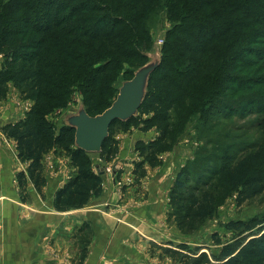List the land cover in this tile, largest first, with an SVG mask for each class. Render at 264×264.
Returning a JSON list of instances; mask_svg holds the SVG:
<instances>
[{"label": "trees", "instance_id": "obj_1", "mask_svg": "<svg viewBox=\"0 0 264 264\" xmlns=\"http://www.w3.org/2000/svg\"><path fill=\"white\" fill-rule=\"evenodd\" d=\"M160 19L170 28L136 116L114 121L99 153L78 149L74 128L64 121L56 127L48 117L66 111L76 94L91 117L109 108L120 76L129 81L150 61ZM0 57V101L13 87L32 103L21 119L0 127L27 165L17 174L21 201L27 200L21 189L28 182L44 197L43 159L54 152L69 155L75 171L51 207L68 212L87 206L103 192L102 175L89 156L110 163L118 154L115 130L129 127L145 135L134 144L138 186L193 119L219 139L207 141L212 154H196L176 174L168 191V222L192 235L214 218L218 201L236 193L241 207L264 194V0H0ZM252 115L259 116L260 140L237 146L243 138L231 136L236 130L230 129L234 142L221 154L224 123ZM226 228L249 237L240 246L216 239L218 249L211 250L187 243L149 247L175 264H264V213ZM92 237L89 222L74 231L76 264H83Z\"/></svg>", "mask_w": 264, "mask_h": 264}, {"label": "crops", "instance_id": "obj_2", "mask_svg": "<svg viewBox=\"0 0 264 264\" xmlns=\"http://www.w3.org/2000/svg\"><path fill=\"white\" fill-rule=\"evenodd\" d=\"M12 90L0 107V126L24 116L11 100ZM138 135L145 139L142 133ZM4 141L0 133V264H74L78 242L71 237L85 222L90 223L93 237L83 264H158L156 257L149 255V243L170 242L169 234L175 233L176 228L168 227L165 218L168 191L178 170L174 165L177 153L170 162L164 154L161 165L147 168L146 176L135 186L130 176L135 139H125L119 142L118 154L110 163L95 164L103 179L102 195L82 209L56 212L51 200L63 181L46 176L43 199L28 182L29 202H22L17 174L27 165L17 159L14 141L9 140L14 149ZM118 167L122 175L128 174L121 186L116 182ZM165 264L171 263L165 260Z\"/></svg>", "mask_w": 264, "mask_h": 264}, {"label": "rangeland", "instance_id": "obj_3", "mask_svg": "<svg viewBox=\"0 0 264 264\" xmlns=\"http://www.w3.org/2000/svg\"><path fill=\"white\" fill-rule=\"evenodd\" d=\"M169 28H170L169 23H166L164 19H160V22L156 21V23H154V29H155L153 33L154 49L150 52V61H149L150 63H153L156 60H158L160 49L164 44L165 33H166L165 31ZM0 61H1V57H0ZM123 77H124L123 75L120 76L118 81H116L115 86L117 88L121 87L123 83L122 79H124ZM9 92L6 98L3 101H0V107L6 102V100H8L7 98L9 96ZM11 100L15 102L16 110L18 111V113L20 111V113L22 114L23 112L25 113L26 110H28L32 105L30 101L20 98L18 92L14 88L12 90ZM80 101H81L80 95L76 94L74 101L69 105V108L66 111H64L62 114H60L59 111H55L48 117V120H50L52 123H55L56 127H58L63 121H65L66 118H68L71 115L77 114L78 110L81 108ZM22 117H20V119ZM258 120H259V116L252 115L248 119H234V120L232 119L231 121L225 122L223 126L224 130L221 133L222 143H221L220 153L221 154L225 153L226 148L230 145V143L234 142L233 139L229 138L228 130L230 129L236 130V132L232 131L231 136L236 135V138L240 136H242L243 138L242 141L236 142L237 146L242 147L244 146V144L250 145V143H254L257 140L259 141L261 134L255 128ZM197 123L198 121L193 119L192 123H190V125H188V127L185 128L183 134L179 136L180 138L175 146L176 147L175 150L173 149V151L164 153L165 160L167 162L168 161L170 162L173 155L177 153L178 155L177 161L174 164L175 169L178 167L177 172H175L176 174L178 173L179 170H181L182 166H184L189 161L191 162L196 156V154L198 155L212 154L210 151H212L213 147L208 146L207 141L208 140L217 141L219 139V136L215 134L214 135L209 134L207 131H205L202 128V126L199 125V123L198 124ZM2 126L3 125H1L0 127ZM138 132L139 131H137V129L133 127H129V129L126 130L116 129L113 138L117 140V148H119V142H122L125 139L134 138L135 142L139 140L140 136L138 135ZM226 132H227V136L226 138H224V134ZM3 139L5 140L4 142L6 144L9 143L10 146H12L14 149L13 146L14 144L9 142L10 139L6 138L4 135H3ZM200 147L201 149L199 151ZM163 155L160 156L161 160L163 159ZM16 157H17V151H16ZM89 157H91V160L93 161L94 165L103 164L97 155H90ZM133 159H137L136 154L134 155ZM20 163L25 164L22 162ZM94 168L95 171L100 174V167L97 166L96 168L94 166ZM43 170H44L45 178L46 176L48 177L58 176L61 179V182L63 181L62 186H64V184L69 180V178L73 175L75 171L70 164L69 155H67L66 153L57 154L54 152H50L44 156ZM121 170L122 169H120L119 167L116 169V173L118 174L117 176L116 175L115 176L117 177L116 182L118 183V186L122 185V178L124 176H128V174L125 175V173L122 175ZM176 174L174 175V179L176 177ZM130 176H132V170ZM27 184L24 189H21V191H22V195L27 199L24 202L28 203L29 195L27 194ZM40 198L43 199L44 197L40 196ZM235 199H236V193L232 194L230 197L224 200L218 201V205L216 207L217 212L214 218L206 221L205 224H203L202 227H199V229L194 234L185 235L181 233L179 230L174 229L175 233L169 234V236L172 238L170 242L157 243L156 245L167 246L169 243H171L173 246H176L180 243H187L192 247L202 246V247H207L211 250V249H218V247L215 245L216 239H220V243L222 245L232 244L234 246H240L244 244V242H246V240L248 239L249 234L244 230H238V231L229 230L226 228V224L230 221H235V222L248 221L253 217L261 216L264 213V194L250 199L241 207L236 206ZM165 223L168 227H173V228L175 227L172 223L168 222L167 215L165 218ZM78 244H75V246H77ZM75 251H79L78 248L77 250L75 249ZM149 255L155 256L158 264H165V260H168L171 264H175L168 257L160 256V253L158 251L151 250L150 247H149ZM76 263L77 261L74 264Z\"/></svg>", "mask_w": 264, "mask_h": 264}, {"label": "water", "instance_id": "obj_4", "mask_svg": "<svg viewBox=\"0 0 264 264\" xmlns=\"http://www.w3.org/2000/svg\"><path fill=\"white\" fill-rule=\"evenodd\" d=\"M148 57L150 59V54ZM159 62V58L153 63L148 62L134 73L131 80L123 82L111 106L101 114L91 117L81 105L77 114L65 119L64 123L75 130V146L78 149L92 154L99 153L108 137L110 125L114 121H127L136 116L144 99L149 77Z\"/></svg>", "mask_w": 264, "mask_h": 264}, {"label": "built area", "instance_id": "obj_5", "mask_svg": "<svg viewBox=\"0 0 264 264\" xmlns=\"http://www.w3.org/2000/svg\"><path fill=\"white\" fill-rule=\"evenodd\" d=\"M108 171H110V169H107Z\"/></svg>", "mask_w": 264, "mask_h": 264}]
</instances>
